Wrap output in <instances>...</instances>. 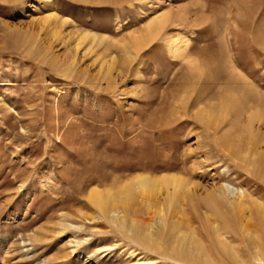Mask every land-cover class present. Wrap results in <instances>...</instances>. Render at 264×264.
Listing matches in <instances>:
<instances>
[{
	"label": "rangeland",
	"instance_id": "rangeland-1",
	"mask_svg": "<svg viewBox=\"0 0 264 264\" xmlns=\"http://www.w3.org/2000/svg\"><path fill=\"white\" fill-rule=\"evenodd\" d=\"M162 15L169 21L144 49L123 48ZM262 99L264 0H0V264L167 263L132 255L88 191L174 173L202 199L228 184L259 200L258 178L224 146L249 143ZM205 208L211 217L195 227L215 264H236L208 239L204 225L225 222ZM64 215L83 228L61 233ZM239 232L224 241L253 264Z\"/></svg>",
	"mask_w": 264,
	"mask_h": 264
},
{
	"label": "bare ground",
	"instance_id": "bare-ground-1",
	"mask_svg": "<svg viewBox=\"0 0 264 264\" xmlns=\"http://www.w3.org/2000/svg\"><path fill=\"white\" fill-rule=\"evenodd\" d=\"M155 19L147 25L145 31L135 33L136 35L142 34L140 36L133 35L130 43L124 45L123 48L125 50L133 48L135 52L139 53L159 36L169 21V17L168 15H162ZM179 52L180 50L177 53ZM184 53H186V49ZM178 55L176 57L181 58ZM234 69L232 70L235 71ZM244 82L245 80L242 83ZM246 82L248 83V81ZM243 86L246 90L241 89L240 85L239 89L247 92V94L251 92L247 89L250 86L252 87L251 84L250 86L246 85L247 88L244 84ZM259 100H261L260 97ZM259 107L258 103L250 109L245 129L246 135H249V143L245 147H243L245 145L244 138L239 140L237 149H235L236 147L229 148L226 142L228 140H225V146L224 143L223 145L221 143L222 147L224 146V149L228 150V153L231 152L237 157L236 159L231 157L234 161L236 160L240 166H245L249 174L258 178L254 185L256 187L263 186V189H261L263 193L258 190L259 200H252L251 196L247 195L246 197V195L239 194V192L230 194L231 186L228 184L215 188L216 190L212 194L202 199L192 193L189 181L174 173L162 174L159 177L138 174L121 184L103 190L97 186L90 188L88 191L89 202L98 209L103 219L113 223L122 240H128L131 247L136 248L132 255H135V252L138 251L140 255H144L145 262H149L148 255H155L159 256L162 261L167 262L165 264H215L212 249L207 246V241H205L206 236L195 227V220H199L204 216L211 217L208 212H203L204 206H206V208H214V212L218 213V217L225 222V225L222 226L223 224L219 223V218L214 216V225H211V223L210 225H204L207 229H212L211 232L206 233L209 235L208 239L212 240V245L215 244L216 247L218 245L230 261L236 264H246L236 250L237 248H233L232 242L224 241L227 238L228 231L234 226L243 234L244 238H242L245 240L243 241L246 245L247 255L252 259L253 264H264V202L261 201L264 198V184L260 181V179L264 181V149L260 146V143L264 144V139L260 142V139L254 135L255 125L264 123V114ZM247 108L246 106V110H248ZM205 114V112L199 113L198 119L205 121ZM226 138L228 139V137ZM229 139L231 140V138ZM240 153H244L245 159L238 158ZM162 196L164 199L161 202L160 197ZM137 201L140 202L141 207H138V210L135 207L134 211L136 213H133L131 209ZM143 208L148 212H153L149 223H145ZM171 210L175 214L171 222L168 223L167 214ZM187 211H190L192 216L184 225L178 216H187ZM60 228L61 233H64L70 228L81 230L83 227L70 225L67 216L64 215L60 221Z\"/></svg>",
	"mask_w": 264,
	"mask_h": 264
}]
</instances>
